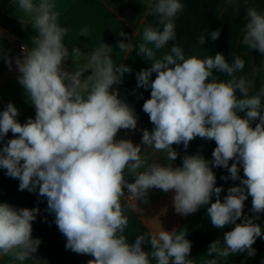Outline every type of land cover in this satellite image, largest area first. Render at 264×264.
Returning a JSON list of instances; mask_svg holds the SVG:
<instances>
[{"label":"clouds","instance_id":"1","mask_svg":"<svg viewBox=\"0 0 264 264\" xmlns=\"http://www.w3.org/2000/svg\"><path fill=\"white\" fill-rule=\"evenodd\" d=\"M13 2L21 23L36 33L30 44L22 45V58H15L18 82L35 117L21 124L11 102L0 111V141L9 132L15 137L0 148V168L19 180V190L46 198V211L54 214L66 249L91 256L88 264H193L187 229L161 227L128 242L129 207L124 200L147 202L149 190L160 189L174 193L177 214L188 216L203 206L214 228L234 225L224 233L223 243L218 239L209 244L205 264H228L237 254L254 256L253 245L264 238V228L255 222L264 213V81L255 89V75L264 76V62L253 68L252 76L238 75L245 69L240 55L231 63L219 52L202 59L186 57L177 44L155 59V50L176 39L174 21L185 5L181 0H152L148 14L156 17L157 26L143 28L135 51L151 62L136 79L138 87L151 89L143 111L154 127L142 130L136 145L116 138L121 129L137 128V116L112 87L122 83L130 67L115 63L113 48L103 42L90 53L79 47L70 51L64 43L69 29L61 25L54 0ZM80 35L88 37V29L82 28ZM219 36V30L211 32L212 40ZM200 43H205V33ZM241 43L264 55V11L255 6L246 8ZM117 46L128 52L134 45L121 40ZM84 56L86 62L78 64ZM69 58L71 71L65 66ZM197 137L215 142L213 159L185 154L182 164L174 166L179 153L173 145L187 149ZM142 145L164 152L168 163L149 161ZM214 167L227 170L221 179L239 181L223 198ZM249 196L253 216L244 215ZM38 213V207L0 203V257H10L12 264L34 260L41 244L32 236ZM145 243L150 251L143 249Z\"/></svg>","mask_w":264,"mask_h":264},{"label":"crops","instance_id":"2","mask_svg":"<svg viewBox=\"0 0 264 264\" xmlns=\"http://www.w3.org/2000/svg\"><path fill=\"white\" fill-rule=\"evenodd\" d=\"M151 2L152 0H54L56 10L60 13L61 25L69 29L64 43L70 51L73 47H79L82 53H90L93 48L103 42L113 48L115 63L130 67L131 72L124 74L122 83L112 87L118 90L119 98L131 106L137 116V128L135 130L121 129L116 138L130 139L136 145L141 143L142 130L151 131L154 127L148 114L143 111V103L150 98L151 89L138 87L136 79V74L146 69L151 62H146L135 51V44L141 41L143 28L147 25L157 26L156 17L148 14ZM181 2L185 7L174 21L176 39L170 41L167 46L155 50L154 58H162L170 51L172 44L181 47L186 57L195 55L202 59L219 52L231 63L234 56L240 55L245 60V69L238 75L252 76L253 54L240 51L239 44L243 36L246 8L255 6L258 11H264V0H181ZM0 12L20 20L18 16L20 14L16 12L13 0H0ZM85 27L88 29V37L80 35V30ZM1 28L3 27L0 26V35L5 37L1 34L5 31ZM214 30L220 31V36L216 40L211 38V32ZM120 31L126 33V37H121ZM203 33H205V43L202 45L200 36ZM121 40L132 43L133 48L128 52H121L117 46ZM86 59V56L81 57L77 63L83 64ZM65 66L71 71L74 67L73 61L69 58ZM214 74L220 80L228 79L223 73ZM18 75L17 66H11L0 75V111H3L9 102L13 103L19 111L17 120L23 124L28 118L35 117V108L18 82ZM152 78H155V74ZM12 138L15 137L9 132L4 140L0 141V148ZM173 147L179 153L178 158L173 162L174 166L182 164V157L185 154L199 153L209 161L213 159V141L197 137L189 143L187 149L183 144L173 145ZM142 155L149 161L168 163L164 152H157L149 146L142 145ZM231 163L232 161L229 165ZM216 168L212 170L216 174V186L223 189L221 192V198H223L227 194V189L238 185L239 181L221 179L222 176L228 175L227 170L221 167ZM240 176L243 178L242 168ZM128 180L134 182L131 175L128 176ZM173 195L172 191L165 193L160 189H150L147 202L137 200L135 204L132 200L128 203L151 233L158 232L161 227L167 231L177 230L181 222L185 220L194 225L206 237L207 245L197 255H190V258L193 259V264H205L207 258L204 255L209 244L218 239L222 241L224 233L234 225H227L222 230L214 228L203 206L196 213L188 216L177 214L172 204ZM214 201L215 197L212 202ZM3 202L17 208H39V213L32 222V236L39 238L41 244L37 252L33 254L34 260L26 264H88V261L92 259L89 255L77 254L66 249V238L58 230L54 222V214L46 211V198L40 197L37 192L19 190V180L9 177L6 169L0 168V203ZM250 204L249 196L245 201L244 215ZM0 264H12L11 258L0 257Z\"/></svg>","mask_w":264,"mask_h":264},{"label":"trees","instance_id":"3","mask_svg":"<svg viewBox=\"0 0 264 264\" xmlns=\"http://www.w3.org/2000/svg\"><path fill=\"white\" fill-rule=\"evenodd\" d=\"M0 26L10 31L16 37V40H10L0 35L1 75L3 72H5L12 66L14 59L21 54L20 46L22 44H30L31 38L35 36L36 33L30 25L25 26L21 23L20 20L11 18L3 12H0ZM239 50L242 52H248L253 54V68L259 66L262 62H264V55L259 53L258 50H249L244 45H242V43L239 44ZM9 60L11 61V66H9L8 63ZM255 81V89L258 91L262 83V75L260 73H257L255 75ZM257 122L258 121L254 122L253 126H255V123ZM215 147L216 144L213 141V150ZM250 199L252 202L251 196ZM124 203H126L129 207V211L127 213V215L129 216V226L126 230L125 235L127 236L129 243H134L137 235H141L144 233L151 234V232L143 224V222L141 221L135 210L132 208V206L127 201H124ZM251 207L252 203L247 209L245 215H255L250 211ZM255 222L260 224L262 228H264V213H260L259 219ZM233 227L230 228L228 231H231ZM179 229H187L188 231V235L186 238L192 242L190 255H197L207 245L206 237L203 236L202 233L188 221H182L177 230ZM221 243H223V238ZM142 247L145 251H150V244L145 243L142 245ZM253 248L256 250V254L254 256H248L247 253L237 254L229 258L228 264H264V238H257L255 244L253 245Z\"/></svg>","mask_w":264,"mask_h":264},{"label":"rangeland","instance_id":"4","mask_svg":"<svg viewBox=\"0 0 264 264\" xmlns=\"http://www.w3.org/2000/svg\"><path fill=\"white\" fill-rule=\"evenodd\" d=\"M1 29H3V31H5V32H2L1 34H3L6 38H11V39L16 40V37L10 31H8L4 28H1Z\"/></svg>","mask_w":264,"mask_h":264},{"label":"built area","instance_id":"5","mask_svg":"<svg viewBox=\"0 0 264 264\" xmlns=\"http://www.w3.org/2000/svg\"><path fill=\"white\" fill-rule=\"evenodd\" d=\"M22 45H24V44H22ZM22 45L20 46V49H21V47H22ZM16 58H22V54H20L18 57H16ZM12 66H16V64H15V59H14V61H13V63H12ZM219 167H217L216 169H218ZM125 194L127 195L128 193H127V189L125 190ZM130 201H132V200H130V199H127V202H130Z\"/></svg>","mask_w":264,"mask_h":264}]
</instances>
